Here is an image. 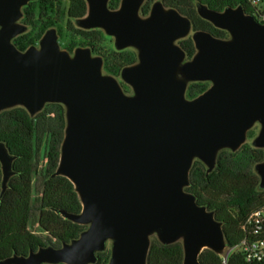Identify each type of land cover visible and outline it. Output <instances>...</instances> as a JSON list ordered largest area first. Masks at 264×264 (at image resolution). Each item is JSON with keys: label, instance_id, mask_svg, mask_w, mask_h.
Wrapping results in <instances>:
<instances>
[{"label": "water", "instance_id": "obj_1", "mask_svg": "<svg viewBox=\"0 0 264 264\" xmlns=\"http://www.w3.org/2000/svg\"><path fill=\"white\" fill-rule=\"evenodd\" d=\"M32 0H0V113L25 108L31 116L47 104L66 109L58 168L75 187L81 213L55 210L87 226L80 236L31 250L0 264H96L108 250V264H147L151 238L163 245L182 242L184 264H200L205 250L226 251L223 223L186 191L196 160L210 174L221 151L237 152L257 124L252 145L264 150V23L242 6L216 11L198 3V15L229 38L193 31L192 21L158 1L141 16L144 0H86L84 29L99 28L119 51L133 48L138 62L122 80L104 74L103 59L89 49L71 55L48 30L39 46L21 51L13 40L27 31L20 23ZM191 36L196 53L187 60L179 41ZM211 83L187 98L190 84ZM0 141L3 180L0 199L16 174ZM264 190V161L255 167Z\"/></svg>", "mask_w": 264, "mask_h": 264}, {"label": "trees", "instance_id": "obj_2", "mask_svg": "<svg viewBox=\"0 0 264 264\" xmlns=\"http://www.w3.org/2000/svg\"><path fill=\"white\" fill-rule=\"evenodd\" d=\"M119 0H110L109 8L118 6ZM156 0H148L142 13L148 14ZM167 8L178 10L192 21L193 31H206L220 39L229 38L226 31L217 29L210 22L202 19L197 12L198 3L208 8L223 11L226 8L242 6L247 14L255 11L247 0H159ZM80 0L67 11L71 17L85 12L80 8ZM28 26L32 31L27 36L18 37L25 51L44 35L52 26H44L37 30L36 3L24 8ZM54 13L46 12L45 17ZM59 18L64 21L66 11H61ZM257 18V17H256ZM258 19V18H257ZM37 23V24H36ZM77 38V35H74ZM91 42L95 41L90 34ZM190 60L196 53L192 37L178 42ZM105 63V72L118 77L122 69L136 63L134 52L110 51ZM211 83L197 82L189 85L188 99L204 93ZM66 109L62 104H47L35 116L23 107H16L0 113V141L5 143L11 155L17 159L13 163L16 173L8 183V189L0 199V261L17 255H28L31 250L53 246L60 248L64 242L76 239L87 229V226L64 219L55 210L70 213H81L82 204L72 182L63 176L53 177L56 172L61 147L66 129ZM254 131H250V137ZM41 155L45 158L41 162ZM264 161V150L244 144L237 152L223 150L219 153L215 169L207 174V167L196 160L190 172V186L186 191L197 197V202L208 210L215 212L216 219L223 223L226 248L237 245L245 238L242 223L254 211L264 207V190L260 189V178L255 167ZM2 166L0 163V195L2 191ZM38 197L34 198V192ZM37 220L41 234L31 231L30 226ZM111 250L98 254L96 264H108ZM200 264H224L222 255L205 249L199 256ZM147 264H184L182 242L163 245L155 236L151 238V246ZM227 264H247L240 252L230 254Z\"/></svg>", "mask_w": 264, "mask_h": 264}, {"label": "flooded vegetation", "instance_id": "obj_3", "mask_svg": "<svg viewBox=\"0 0 264 264\" xmlns=\"http://www.w3.org/2000/svg\"><path fill=\"white\" fill-rule=\"evenodd\" d=\"M121 1L122 0H119L118 6L116 8H113V9H118L120 4H121ZM147 1L148 0L143 1V4H142L141 9H140V14L143 17L148 16L150 14V11H151V9H150V11L147 15L142 13V8ZM158 1L159 0H156V1H154V3L158 2ZM80 2H81L80 8L82 10H84L85 12H83V14H81L80 16H76V17H71V16H69V14H67V11L73 7L74 0H32L24 8H28L30 6V4L36 3L37 10L39 12L37 14V17H36V20L38 23V24L36 23L37 24V30L42 29L44 26H52V24H54V26L48 28L46 30V32L50 29L56 30L57 37H58V43L61 46V48L65 51H68L71 55H73L75 53V51L79 48L89 49L94 57H100L103 59L104 74L110 75V74L105 72L104 68H105V63L109 58V55H112V53L110 52L111 50H114L116 52H125V51L134 52L135 56L137 57L136 58V63H137L138 62V53L135 49L129 48V49L119 51L115 48L114 38L109 37L104 30L99 29V28L84 29V28L79 26V21L85 19L88 15V3H87V1L86 0H80ZM153 4L151 5V8H152ZM165 7H167V6H165ZM24 8H23V10H24ZM61 11H66V17L64 18V21H61V19L59 18L58 13H60ZM46 12H53L54 14L50 17H45ZM20 23L27 27V31L18 37L29 35L32 31V28L27 25L28 21L26 19V14L23 13V18L21 19ZM90 34L95 39V41L93 43L88 38V37H90ZM74 35H77V38ZM18 37H16L13 40V44H15L17 47H19V46L22 47V44L19 42ZM42 37H41V39H42ZM41 39L37 42L36 46H39ZM112 42H113V46H112ZM113 77H115V76H113ZM115 78H117V80L120 83L123 91L127 95H133L132 88L122 80L121 73H120V76L115 77ZM120 78L122 81L120 80ZM252 130L254 131V136L252 137L254 140L259 133L260 125L257 124ZM248 139H250V131H249L248 136H247V141H248ZM253 140H252V142H253ZM247 141H246V143H248ZM252 142L249 144L252 145Z\"/></svg>", "mask_w": 264, "mask_h": 264}, {"label": "built area", "instance_id": "obj_4", "mask_svg": "<svg viewBox=\"0 0 264 264\" xmlns=\"http://www.w3.org/2000/svg\"><path fill=\"white\" fill-rule=\"evenodd\" d=\"M255 11L258 21L264 23V0H247ZM246 236L237 245L227 249L222 255L227 264L230 254L240 252L247 264H264V207L252 212L241 225Z\"/></svg>", "mask_w": 264, "mask_h": 264}, {"label": "rangeland", "instance_id": "obj_5", "mask_svg": "<svg viewBox=\"0 0 264 264\" xmlns=\"http://www.w3.org/2000/svg\"><path fill=\"white\" fill-rule=\"evenodd\" d=\"M112 46H113V42H112ZM120 80H121V78H120ZM122 81V80H121ZM252 140H253V138L252 137H250V139H248V143H251L252 142ZM40 159H41V162L45 159V158H43V155H41V157H40ZM38 197V193L35 191L34 192V198H37ZM30 229H31V231L32 232H34V233H36V234H41V229H40V227H39V225H38V222H37V220H34L33 222H32V224H31V226H30ZM110 247H111V244L109 243V245H108V249H110ZM226 251H227V248H226ZM226 251H225V253H226ZM224 253V254H225ZM223 254V255H224Z\"/></svg>", "mask_w": 264, "mask_h": 264}]
</instances>
